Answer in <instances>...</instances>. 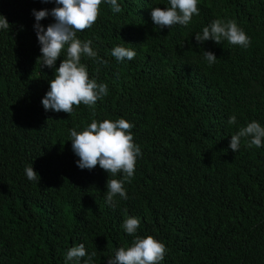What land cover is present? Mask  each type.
<instances>
[{
  "label": "trees",
  "instance_id": "obj_1",
  "mask_svg": "<svg viewBox=\"0 0 264 264\" xmlns=\"http://www.w3.org/2000/svg\"><path fill=\"white\" fill-rule=\"evenodd\" d=\"M117 2L122 12L102 4L96 23L77 33L107 61L81 63L108 94L95 114L81 104L68 115L44 109L55 68L37 61L33 9L56 5L0 0L11 25L0 30V264H75L66 253L81 243L96 253L94 264H107L135 239L122 227L130 216L140 220L136 236L165 244L160 264H264V143L248 147L249 137L238 151L229 147L240 127H264V0H198L199 15L170 29L151 17L169 0ZM216 19L235 21L250 46L198 43L195 33ZM115 46L135 58L117 61ZM205 51L217 57L211 66ZM232 115L237 123L229 125ZM121 118L134 125L142 155L124 182L128 198L117 195L112 206L106 182L123 173L79 168L69 130ZM31 165L39 181L27 178Z\"/></svg>",
  "mask_w": 264,
  "mask_h": 264
},
{
  "label": "clouds",
  "instance_id": "obj_2",
  "mask_svg": "<svg viewBox=\"0 0 264 264\" xmlns=\"http://www.w3.org/2000/svg\"><path fill=\"white\" fill-rule=\"evenodd\" d=\"M42 3L54 2L52 9H33L35 16L34 30L41 45L40 67L55 68L54 78L50 80V88L42 98L46 111L64 112L71 115L74 106L83 104L93 109L98 100L108 94L107 84H98L95 79L89 78L87 66L81 63L82 57L107 63L99 58L98 52L91 46L92 41H82L77 37L78 32L90 29L101 14V5L108 4L114 13L122 12L117 0H41ZM168 7H153L151 17L154 25L159 29L171 28L174 25H188L194 15H199L198 0H169ZM51 15L54 23L46 28L40 21ZM6 17L0 14V30H10ZM195 40L202 44L204 41L213 40L220 44L226 40L233 45L248 48L251 39L233 20L224 22L220 19L213 20L209 26L203 28L202 33H195ZM63 56L59 67L56 61ZM111 55L117 61L135 58L136 52L124 46H115ZM204 57L209 66L213 65L217 57L211 51H205ZM36 61V62H37ZM229 125L237 123V118L232 115L228 120ZM134 125L121 118L116 121L105 119L102 122L92 120L83 131L77 132L70 129L72 150L79 159L76 161L81 169L92 170L97 165L112 177L123 173V180L112 178L106 182V203L114 206V197L119 195L127 199L124 182H131L134 176L137 158L142 155L139 145L134 142L131 129ZM251 138L248 147L257 148L264 143V127L255 120L231 135L229 147L238 151L242 138ZM25 173L30 181H39L40 176L31 166L25 168ZM140 220L137 217H128L122 227L125 232L134 236L131 246L119 248L113 257L107 258V264H160L164 260L167 248L165 244L153 236L141 238L136 236ZM96 253L88 254L84 244L70 248L66 253V261H75L79 264L81 258L87 256L83 264H94L93 257Z\"/></svg>",
  "mask_w": 264,
  "mask_h": 264
}]
</instances>
